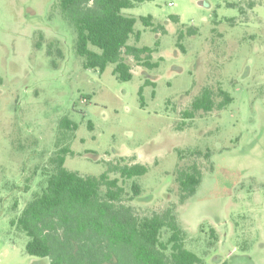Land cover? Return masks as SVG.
Here are the masks:
<instances>
[{"label":"rangeland","instance_id":"1","mask_svg":"<svg viewBox=\"0 0 264 264\" xmlns=\"http://www.w3.org/2000/svg\"><path fill=\"white\" fill-rule=\"evenodd\" d=\"M123 13L141 33L129 44L158 43L160 63L146 68L124 55L129 81L114 64L84 67L60 0H0V264H50L26 251L29 238L12 221L63 146L71 150L65 166L82 175L146 164L133 179L142 192L127 203L139 215L176 204L187 246L206 264H264V0H150ZM148 15L165 31L145 26ZM146 79L155 85H145L142 106ZM204 87L216 104L218 87L233 101L185 118ZM194 162L202 181L180 203L178 170ZM120 183L131 195L132 180Z\"/></svg>","mask_w":264,"mask_h":264},{"label":"trees","instance_id":"2","mask_svg":"<svg viewBox=\"0 0 264 264\" xmlns=\"http://www.w3.org/2000/svg\"><path fill=\"white\" fill-rule=\"evenodd\" d=\"M144 1L150 0H60L62 12L76 28V51L84 58L86 69L104 72L109 64H114V75L129 81L134 74L124 55L132 56L146 68L159 67V61L154 59L158 43L129 44L133 35L138 42L141 33H135L137 18L125 15L123 10ZM172 19L178 21L177 16ZM141 21L156 32L165 31L163 25H155L152 15L142 16ZM196 32L194 28L188 30V34ZM183 35L179 34L178 45ZM148 84L155 82L146 79L140 87L142 106H145L144 87ZM214 95L211 87H204L183 116L191 119L197 111L223 109L233 101L221 87L218 95L222 101L216 104ZM63 123L70 130L76 127L70 120ZM59 149L43 167L45 180L39 191L12 221L28 236L29 254L48 258L50 264H206L202 256L188 248L189 238L179 223L176 204L150 215H139L127 203L142 192L133 179L148 172L146 164L108 163L107 170L100 175H82L65 166L70 148ZM112 173L123 180H132L131 195H127L120 178L112 177ZM202 178L197 162L178 170L180 203L197 191Z\"/></svg>","mask_w":264,"mask_h":264}]
</instances>
